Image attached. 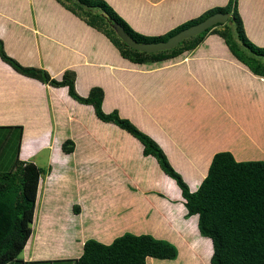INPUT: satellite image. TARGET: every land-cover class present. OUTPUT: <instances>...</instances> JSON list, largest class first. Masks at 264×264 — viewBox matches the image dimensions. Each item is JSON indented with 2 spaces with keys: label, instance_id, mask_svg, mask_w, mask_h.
<instances>
[{
  "label": "crops",
  "instance_id": "crops-1",
  "mask_svg": "<svg viewBox=\"0 0 264 264\" xmlns=\"http://www.w3.org/2000/svg\"><path fill=\"white\" fill-rule=\"evenodd\" d=\"M104 1L134 31L156 36L228 0ZM237 8L248 40L264 48V0H237ZM154 13L171 19L152 26ZM0 39L23 66L57 80L74 71L82 97L102 88V111L116 110L153 139L190 192L218 152L238 162L264 160V78L217 36L176 59L136 65L55 0H0ZM17 126L19 160L47 149L50 171L40 183L32 234L8 264H76L86 240L109 245L126 232L176 246L175 261L146 264H207L210 243L199 235L197 217H184L180 190L142 156L138 141L100 122L66 88L23 77L0 60V127ZM67 138L76 145L70 155L60 150Z\"/></svg>",
  "mask_w": 264,
  "mask_h": 264
},
{
  "label": "trees",
  "instance_id": "trees-1",
  "mask_svg": "<svg viewBox=\"0 0 264 264\" xmlns=\"http://www.w3.org/2000/svg\"><path fill=\"white\" fill-rule=\"evenodd\" d=\"M55 1L86 26L102 34L120 57L132 64L145 65L176 59L194 51L207 36L213 35L220 38L230 54L252 74L264 78V48L255 46L246 37L237 0H228L224 6L208 9L164 35L152 37L134 31L104 0ZM215 13L227 14L226 23L216 24L183 40L171 50L152 54L129 48L116 36L111 26L112 23L119 24L139 44L156 43L166 41ZM0 60L23 77L53 88H66L70 99L90 106L100 122L114 125L138 141L142 156L153 158L161 172L180 190L186 210L184 217H197L198 233L210 243L205 255L207 264H264V160L238 162L231 153L218 152L212 157L199 187L190 192L153 139L130 120L120 117L116 110L109 113L102 111V88L92 87L88 95L82 97L75 89L74 71L65 70L61 79L57 80L42 68L23 66L6 53L1 39ZM0 129L8 130L9 134L13 130L18 132L14 163L9 170L0 172V264H8L18 257L32 234L40 183L50 169L45 174L33 162L19 160L21 126ZM75 146V142L67 138L60 144V150L64 155H70ZM73 211L78 214L79 207L74 206ZM148 258L175 261L178 250L166 240L126 232L109 245L94 239L86 240L76 264H146Z\"/></svg>",
  "mask_w": 264,
  "mask_h": 264
},
{
  "label": "water",
  "instance_id": "water-1",
  "mask_svg": "<svg viewBox=\"0 0 264 264\" xmlns=\"http://www.w3.org/2000/svg\"><path fill=\"white\" fill-rule=\"evenodd\" d=\"M228 19L227 14L215 13L198 24L192 25L186 29L181 30L177 34L169 37L166 41H160L156 43H137L130 36H128L123 28L117 24L112 23V29L116 36L129 48L144 52L147 54L167 51L175 48L181 41L192 38L205 30L214 27L216 24H224Z\"/></svg>",
  "mask_w": 264,
  "mask_h": 264
},
{
  "label": "rangeland",
  "instance_id": "rangeland-1",
  "mask_svg": "<svg viewBox=\"0 0 264 264\" xmlns=\"http://www.w3.org/2000/svg\"><path fill=\"white\" fill-rule=\"evenodd\" d=\"M214 6H216V5H214ZM216 7H218V6H216ZM201 14L202 13H200L198 16H200ZM152 17L154 19L153 23L151 24L152 26H161V25L163 26V24L164 25L167 24L168 20L171 19V17H165V18H163L161 16L156 17V13H154L152 15ZM193 18H196V17H192L191 19H193ZM191 19H189V20H191ZM186 21H188V20H186ZM186 21H184V22H186ZM179 25H180V23H179ZM179 25H176V26H179ZM164 34H161V35H164ZM156 36H160V35H156ZM150 37H152V36H150ZM122 118H124V117L122 116ZM17 135H18L17 130H13L12 133L9 134L8 130L0 129V172H5L6 170H9L11 165L14 163L15 156H16V150H17V146H18ZM48 153H49V151L47 149H41V151L39 153H37L32 159H29V161L28 160L27 161L33 162L34 164H36V166L38 168H40L43 173L45 172V174H46L48 172V165H47ZM37 209H38V206H37Z\"/></svg>",
  "mask_w": 264,
  "mask_h": 264
}]
</instances>
